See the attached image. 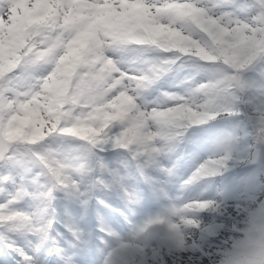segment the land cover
Wrapping results in <instances>:
<instances>
[{"label":"snow or ice","instance_id":"obj_1","mask_svg":"<svg viewBox=\"0 0 264 264\" xmlns=\"http://www.w3.org/2000/svg\"><path fill=\"white\" fill-rule=\"evenodd\" d=\"M0 264H264V0H0Z\"/></svg>","mask_w":264,"mask_h":264},{"label":"clouds","instance_id":"obj_2","mask_svg":"<svg viewBox=\"0 0 264 264\" xmlns=\"http://www.w3.org/2000/svg\"><path fill=\"white\" fill-rule=\"evenodd\" d=\"M241 229L246 228L247 225L244 224L243 221L240 222ZM256 234L249 233L248 235H245L243 230H241L240 233L237 234L236 239L245 242L246 247L243 249L245 252H247L249 255H251L254 251V248L252 247L251 241L254 239Z\"/></svg>","mask_w":264,"mask_h":264}]
</instances>
